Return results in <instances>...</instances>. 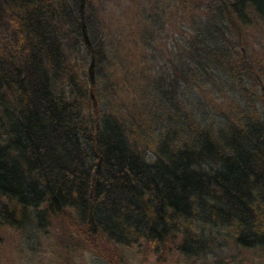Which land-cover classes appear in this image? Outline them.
I'll list each match as a JSON object with an SVG mask.
<instances>
[{
  "label": "trees",
  "instance_id": "obj_1",
  "mask_svg": "<svg viewBox=\"0 0 264 264\" xmlns=\"http://www.w3.org/2000/svg\"><path fill=\"white\" fill-rule=\"evenodd\" d=\"M93 1L0 0V242L58 225L104 264L264 259V79L227 60L240 31L264 30V0L198 5L146 107L126 109ZM205 84L225 88L224 111Z\"/></svg>",
  "mask_w": 264,
  "mask_h": 264
},
{
  "label": "rangeland",
  "instance_id": "obj_2",
  "mask_svg": "<svg viewBox=\"0 0 264 264\" xmlns=\"http://www.w3.org/2000/svg\"><path fill=\"white\" fill-rule=\"evenodd\" d=\"M207 2L200 0L198 4L179 7L172 0L93 1L102 31L113 42L112 53L120 64L114 68L112 75V80L116 83L113 93L121 98V101L112 99L116 102L114 106L126 109L127 105H131L133 99H136L135 106L139 104L141 108L146 107L147 96L143 98V92L145 93L149 77L151 81L160 73H165V67H169L171 58L183 51V47L188 43L186 35L192 29L189 19L191 20L194 12L196 17L203 16L196 7L200 4L207 6ZM238 28L240 30L241 27ZM233 41L234 45L237 42V48L234 51L229 45L233 58L227 60H230L231 66H235L239 71L244 68L257 82L258 79H264V30H261L260 25L254 22L246 32L240 31V35ZM213 85H203L200 97L204 99L205 95H211L216 100L218 98L214 104L223 110L227 103L221 98L225 95H222L225 88L213 89ZM137 90L141 93V100L134 96ZM239 90L236 88L233 92L236 97L243 93V90ZM50 234L51 238L35 233L31 240L20 239L16 234L9 233L2 236L0 264H104L86 248L73 240L68 241L63 233H60L58 225L50 229ZM64 239L65 245L62 244ZM128 257V264H155L156 261L146 250H143L141 255L129 252ZM222 258L224 259L220 264H264V259L245 250H230L225 252ZM162 261V264H202L183 259L175 253Z\"/></svg>",
  "mask_w": 264,
  "mask_h": 264
}]
</instances>
